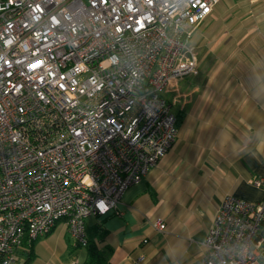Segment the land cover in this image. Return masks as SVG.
Listing matches in <instances>:
<instances>
[{"label":"built area","instance_id":"1","mask_svg":"<svg viewBox=\"0 0 264 264\" xmlns=\"http://www.w3.org/2000/svg\"><path fill=\"white\" fill-rule=\"evenodd\" d=\"M219 1L0 0V264L61 221L84 246L86 219L165 156L166 85L195 71L193 32ZM262 224L264 199L226 195L191 264H264Z\"/></svg>","mask_w":264,"mask_h":264},{"label":"crops","instance_id":"2","mask_svg":"<svg viewBox=\"0 0 264 264\" xmlns=\"http://www.w3.org/2000/svg\"><path fill=\"white\" fill-rule=\"evenodd\" d=\"M197 27L192 44L205 74L176 97L174 143L116 211L86 219L105 231L98 245L109 264H191L226 195L264 199V187L252 184L264 177V0H220ZM258 236L264 240V224ZM26 248L13 264L25 261ZM32 252L29 264H83L86 257L64 221Z\"/></svg>","mask_w":264,"mask_h":264},{"label":"trees","instance_id":"3","mask_svg":"<svg viewBox=\"0 0 264 264\" xmlns=\"http://www.w3.org/2000/svg\"><path fill=\"white\" fill-rule=\"evenodd\" d=\"M85 235L86 244L84 247L86 249V257L83 264H109L107 256L98 245V243L104 240L105 231L96 224L88 226L85 222ZM33 243L25 249L26 258L22 264H29L33 259Z\"/></svg>","mask_w":264,"mask_h":264},{"label":"rangeland","instance_id":"4","mask_svg":"<svg viewBox=\"0 0 264 264\" xmlns=\"http://www.w3.org/2000/svg\"><path fill=\"white\" fill-rule=\"evenodd\" d=\"M196 28H198V27H196ZM193 36H194V32H193L191 41L193 40ZM196 51H197V49H196ZM204 74H205V71H201L199 64L196 63L195 71H193L187 75H184V76H182V77H180L174 81H171L166 85L165 97L169 100L173 112H175L176 114L178 112L176 97L180 94H186L188 92H191V90H189V89L192 86H194V83L197 80H199L200 77ZM207 91H208V89H207ZM43 252L46 253V257L47 256L49 257L52 254V252L50 250H48L47 252H45V251H43ZM63 257H66V253L65 254L62 253V258ZM18 264H19V262H18Z\"/></svg>","mask_w":264,"mask_h":264}]
</instances>
